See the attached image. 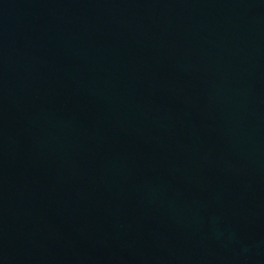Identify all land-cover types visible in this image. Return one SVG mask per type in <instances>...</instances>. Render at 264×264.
Returning a JSON list of instances; mask_svg holds the SVG:
<instances>
[{"label": "water", "instance_id": "water-1", "mask_svg": "<svg viewBox=\"0 0 264 264\" xmlns=\"http://www.w3.org/2000/svg\"><path fill=\"white\" fill-rule=\"evenodd\" d=\"M0 264H264V0H0Z\"/></svg>", "mask_w": 264, "mask_h": 264}]
</instances>
